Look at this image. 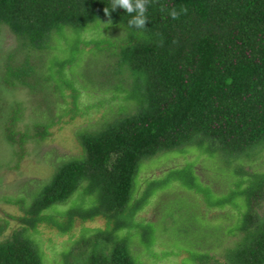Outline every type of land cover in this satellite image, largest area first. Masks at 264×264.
<instances>
[{
    "label": "trees",
    "instance_id": "16d2710c",
    "mask_svg": "<svg viewBox=\"0 0 264 264\" xmlns=\"http://www.w3.org/2000/svg\"><path fill=\"white\" fill-rule=\"evenodd\" d=\"M173 6L188 12L173 20ZM134 15L111 10V0H0V35L5 30L15 42L6 53L0 44V94L25 90L33 117L20 129L22 102L8 105L0 95V133L16 169L28 142H44L62 117H76L74 69L84 48L104 56L88 80L112 82L110 98L124 103L116 119L76 133L79 155L54 164L28 203L9 200L21 214L10 215L16 227L7 236L8 222H0V264H46L33 237L40 226L70 235L76 224L97 219L103 227H83L52 264H141L134 241L152 255L157 228L167 230L168 220L190 247L208 240L218 247L233 237L218 254L183 248L181 264H264V170L252 166L264 151V0H150L144 29L129 27ZM101 24L116 35L81 39ZM66 96L71 107L53 116L51 101ZM188 149L213 159L225 191L203 183L194 162L168 168L140 190L144 162ZM173 184L197 195L205 209L230 207L235 215L228 225L207 226L197 211L167 212L157 227L137 219L156 192Z\"/></svg>",
    "mask_w": 264,
    "mask_h": 264
},
{
    "label": "rangeland",
    "instance_id": "374dc122",
    "mask_svg": "<svg viewBox=\"0 0 264 264\" xmlns=\"http://www.w3.org/2000/svg\"><path fill=\"white\" fill-rule=\"evenodd\" d=\"M116 35L111 29L103 30L102 24L99 28H88L82 32L81 39L88 41L93 38H100L105 36ZM0 44L2 51L7 52L13 50L15 46L14 38L11 37L7 31L2 30L0 35ZM90 47L84 48V52L78 60L79 66L74 69L77 77V87L80 95L78 99V112L73 120L69 116H64L59 123L50 128V136L40 143L28 142L25 146V153L23 159L18 163V168H15L17 159L13 156V149L9 147L3 140L0 133V222L7 221L8 226L5 236L11 233V230L16 227L14 221L9 218L11 216L20 215L21 212L18 206L13 205L10 201L16 198H22L26 203L29 202V195L42 182H45L52 173L53 166L59 160H67L71 157L79 155V147L76 142V133L78 131H93L101 127L105 122H110L119 117V109L124 104L121 99L112 100L113 95L111 91L112 82L107 86H99L102 78L91 79L89 72L95 69H101L103 63V55H92L89 53ZM1 54V53H0ZM78 74V75H77ZM80 75V76H79ZM91 75V73H90ZM107 90V91H106ZM2 102L11 104L13 101L22 102L25 108V119L20 124L22 129L25 125H29L33 121L31 116V107L27 105V101L31 98L25 90H16L13 92H2ZM70 98L66 96L65 102L51 101L50 106L53 109V116L61 115L64 109L70 108ZM1 103V102H0ZM32 106V105H31ZM56 113V114H55ZM263 157L252 163L253 168L264 170V151ZM185 162H194V167L201 176L203 183L210 185L215 192L220 193L225 188L223 175L216 174V167L213 159H208L202 156L195 149H188L185 153H169L157 156L142 164L139 176L138 185L142 190L144 183L148 179H153L161 176L168 168L181 166ZM245 163V162H244ZM229 174V171L226 173ZM225 191V190H224ZM30 193V194H29ZM10 200V201H9ZM179 200H184L193 205L194 208L185 209L180 205ZM161 203L160 208L157 209V204ZM180 207V208H179ZM197 211L200 213V218L203 220L201 225H228V222L235 215L230 207L225 209H205L200 198L193 192H188L180 189L173 184L169 188L160 190L154 194L149 200V204L137 215V219L154 222L156 227L160 225L161 219L167 212H171L175 217L177 215L188 216L187 212ZM228 215L227 217H219L221 215ZM179 217V216H178ZM168 220V219H167ZM167 230L162 227L157 228L156 241L152 245L151 254L145 252L140 245L134 241L132 252L138 257L141 264H181L187 257L183 248H192L197 251H207L210 254H218L221 245H225L233 240L223 239L220 246L214 244V241L200 242V245H192L190 247L187 242H183L181 237L173 233V225L167 221ZM103 221L96 220L86 225L76 224L71 230L70 235H59L56 231L47 229L43 226L38 228V232L33 235L34 239L39 243L43 250L44 262L52 264L54 260L58 259L60 251L68 249L70 243L75 239L79 231L83 227L89 229L103 227ZM193 230V229H192ZM195 231V230H193ZM193 238H187L190 243H193ZM192 241V242H191ZM165 251H172L175 254L162 256Z\"/></svg>",
    "mask_w": 264,
    "mask_h": 264
},
{
    "label": "clouds",
    "instance_id": "9594fccd",
    "mask_svg": "<svg viewBox=\"0 0 264 264\" xmlns=\"http://www.w3.org/2000/svg\"><path fill=\"white\" fill-rule=\"evenodd\" d=\"M149 2L150 0H111V10L120 8L127 14L135 13V15L128 21L129 27L144 29L145 23L148 20L146 12ZM161 11H165V7H161ZM187 12V7H182L179 11L175 6L168 9V15L173 20L178 19L182 14L186 15ZM104 14L106 16L109 15V8L104 9Z\"/></svg>",
    "mask_w": 264,
    "mask_h": 264
}]
</instances>
